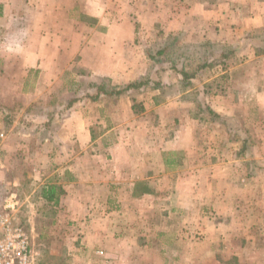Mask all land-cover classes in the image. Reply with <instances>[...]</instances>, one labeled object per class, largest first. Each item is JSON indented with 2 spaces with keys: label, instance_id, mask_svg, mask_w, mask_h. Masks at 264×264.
Instances as JSON below:
<instances>
[{
  "label": "rangeland",
  "instance_id": "rangeland-1",
  "mask_svg": "<svg viewBox=\"0 0 264 264\" xmlns=\"http://www.w3.org/2000/svg\"><path fill=\"white\" fill-rule=\"evenodd\" d=\"M58 1L54 3L55 10L60 6ZM195 1L84 2L85 11L95 7L98 13L106 15L107 23L123 21L113 15L118 10L132 9L131 48L118 51L127 61H123L124 66L116 67L118 74L112 73L117 77L115 80L95 75L92 82L110 89L139 79L150 81L122 98H101L97 104L84 99L90 102L88 106L85 104V112L92 123L96 122L93 134L113 129L104 136L106 141L93 147L94 152L116 142L119 143L117 154L139 157L146 151L147 143L148 155L154 158L158 155V144L174 137L187 143L191 139L192 146L180 150L178 155L161 152L165 172L161 171L159 161L149 162L150 171L158 175L150 178L152 192L145 200L132 202L123 192H97L90 198L93 196L91 201L96 200L97 206L102 205V208L96 209V203L90 202L92 208L89 209L81 202L82 207L75 212L77 219L71 220V212L64 211V204L62 208L58 202L54 204L41 198L42 188L51 182L48 173L43 172L48 167L44 168L43 162L37 163L42 168L32 172L34 163L24 161L28 151L22 152L19 146L15 150L16 145H13L21 137L32 140L55 136L67 116V102L62 110L55 109L51 102L55 103L60 94L64 95L61 101H69L73 99L68 98L71 93L82 96L87 89L90 80H74L82 71L72 61L65 72L60 67L55 69L56 81H48L49 74L44 75L46 79L42 75L39 101L43 106L32 102L26 108L29 100L23 98H15L12 109L0 106V202L15 194L21 203L20 219L29 232L32 230L33 249L39 253L40 264H143L144 260L147 264H264V94H260L261 100L256 97L258 91H264V79L254 74L264 70V63L254 64L252 50L240 49L239 34L230 45L206 44L202 40L203 20L190 15L192 5L195 9L204 5L215 8L223 3ZM229 1L224 3L235 8L237 2ZM81 4V1L69 0L67 5H62L63 9L74 12L72 20L81 22V18H77ZM236 20L229 18L228 24L233 28ZM96 21V18H86L84 24L91 31ZM212 22L216 28L219 20ZM89 35L87 33L86 37ZM255 39L260 43L254 55L262 58L264 35ZM248 45L253 48L252 44ZM240 53L242 55L237 56ZM204 62L210 65L195 80L183 81L174 72L192 73ZM220 71L227 74L220 76ZM87 73H83L84 77ZM216 75L208 82V78ZM122 77H127L128 81H122ZM155 83L159 85L154 86ZM223 91L228 93L224 99L227 104L233 107L238 104L233 115L223 116L210 108L221 109V98H214V104L210 95L214 92L222 95ZM3 101L12 104L11 99ZM31 146L30 142L25 148ZM119 164L124 165V162L116 163ZM141 165L142 162L136 161L132 166L138 190L147 181L141 180L144 173L141 174ZM123 174L117 181L124 185L117 189L130 187ZM102 216L107 218L106 225L90 223ZM129 219L131 228L125 226ZM141 219H146L148 224ZM130 255L133 256L131 261Z\"/></svg>",
  "mask_w": 264,
  "mask_h": 264
},
{
  "label": "crops",
  "instance_id": "crops-1",
  "mask_svg": "<svg viewBox=\"0 0 264 264\" xmlns=\"http://www.w3.org/2000/svg\"><path fill=\"white\" fill-rule=\"evenodd\" d=\"M77 1L82 2L80 15H77V18H81V22L72 20V13L74 14V12L63 9L62 4L67 5L69 0H59L58 4L60 3V6L56 10L53 9L56 0H0V35L2 34L0 36V64L2 65V72H0V106L12 109L15 106V98L28 99L26 108L32 102L43 106L44 103L39 101L41 98L39 89L42 88L40 83L42 75L46 79L44 75L49 74L46 76L48 81H56L58 76L54 75L55 69L60 67L62 68L61 71L65 72L71 61L74 66L82 71L75 75L74 80L76 81L82 82L86 79L94 81L95 75L108 76L113 80L117 78L113 77L112 73L118 74L116 67L124 66L123 61H127L124 59L125 56L123 54H121L122 57L118 54V51H122L125 47L131 48L130 43L134 36V29L129 20L132 15V9L116 11L113 17L122 18L123 21L107 23L105 14L98 13L95 7L92 8L95 11L92 9L89 12L85 11V0ZM88 1L98 2L101 0ZM199 1L205 3V1L208 2L210 0ZM216 1L223 4L215 8L204 5L199 9H195V5H192V13L190 15L203 20L205 29L203 32L204 39L202 40L206 44L224 46V44L230 45L234 43L236 34H239V37L242 38L240 49L250 48L252 50V62L254 64L257 61H259V64L264 63V57L260 58L254 55V49L260 43L255 37L264 35V0H232L237 2L235 8L224 3V1L230 2L229 0ZM192 2L196 1L192 0ZM141 16L144 17L145 15L142 14ZM86 18L89 20L90 18L97 19L96 26L91 31L84 24ZM229 18H237L236 22L232 23L233 28L231 24H228ZM213 19L219 20L216 28L213 26ZM87 33L91 34L88 38L86 37ZM249 43L253 45V48L248 45ZM241 55L240 53L237 56ZM32 72L37 73L38 76H32ZM85 72H88L86 77L83 74ZM223 74H227V71H220L219 75L222 76ZM254 74L264 79V70H259ZM216 77L217 75L207 80L208 82L213 81ZM121 79L122 81H128L127 77H122ZM262 93L264 94L263 90L257 92L258 95L256 97L259 96V100L262 98L260 97ZM69 96L68 98H75V96L81 95H73L71 93ZM62 97L64 98V95L60 94L55 103L51 102L54 104L55 109H61L64 103H68L67 100L61 101ZM227 97L228 93L225 91L222 92V95L216 92L211 93L212 103H216L213 100L214 98H221L220 104H222L221 109L211 106V110L223 116H226V114L233 115L238 104L235 105L236 107L227 104V101H224ZM4 98L11 99L12 104L9 105L8 101L7 103L3 101ZM77 98L78 100L70 108H66L67 116L62 120L55 136H44L40 139L36 137L32 138V140L21 137L13 145H16L15 150L19 146V149L24 150L22 152L28 151L26 152L28 157L25 156L24 161L28 160L34 163L31 167L32 172H37V170L42 168L37 163L43 162V167H48L47 171H43L44 174L48 173L47 177L51 179L48 186H58L61 191L58 205L63 208L64 204V211L69 210L71 212V220L77 219L75 212L78 211L79 207H82L81 202H83L84 207L89 209L92 208L90 202L96 203V209L102 208V205L97 206L96 200L91 201L93 196L90 198V195L97 192L100 194H121L123 192L129 195L132 202L145 200L152 192L150 184L153 183L150 178L158 175L156 172L150 171L152 168L149 166V162L153 160L159 161L160 163H158L162 167L161 171L165 172V165L161 161V152L170 151L178 155L177 152L180 150H185L192 146L191 139L187 143L181 138L174 137L170 141L158 144V155L154 158L148 155L147 143L144 145L146 151H143L144 153L140 154L139 157L137 154H117L116 150L119 147V143L116 142L108 146L103 144L106 147H102V151L99 150L101 152H94L93 147L100 141H106V139H103L104 136L113 129L106 128L109 130L97 135L93 134L94 137L92 138V129L96 127V122L92 123L90 115L85 112V108L90 102L86 103L87 100L82 99V96ZM101 98L106 97L98 98L93 104H97ZM162 108L164 109L163 106ZM180 128L181 130L184 129V127ZM30 142L31 148L26 149L27 143ZM124 145H126V142ZM7 146L5 144V148L8 150ZM29 151L30 154L28 155ZM186 157L189 158L187 155ZM136 161L142 162L140 171L141 174L143 171L144 173L141 175V180L147 179V183L141 184V190L136 189L138 180L133 179L132 166ZM117 162H124V165L119 164L117 166ZM38 172L40 173L41 171ZM122 172H124V178H127L129 182V189H117L118 186L123 184L121 181H117L121 177ZM151 172L153 173L151 174ZM163 186H165L164 181ZM112 202L115 203V200ZM87 203L89 206H87ZM66 204L68 205L67 207ZM105 220L107 218L102 216L98 220L94 219L89 222H93L92 224L95 226H101V224L106 225L108 223ZM141 221L144 224H148L146 219H141ZM109 222L112 223L113 221ZM125 226L131 228L132 220L126 221ZM143 235L146 236L145 234L141 236ZM189 256L192 258V255ZM128 259L131 261L133 256H128ZM143 264H147V260H144Z\"/></svg>",
  "mask_w": 264,
  "mask_h": 264
},
{
  "label": "built area",
  "instance_id": "built-area-1",
  "mask_svg": "<svg viewBox=\"0 0 264 264\" xmlns=\"http://www.w3.org/2000/svg\"><path fill=\"white\" fill-rule=\"evenodd\" d=\"M21 203L11 194L0 202V264H40L31 232L20 219Z\"/></svg>",
  "mask_w": 264,
  "mask_h": 264
},
{
  "label": "trees",
  "instance_id": "trees-1",
  "mask_svg": "<svg viewBox=\"0 0 264 264\" xmlns=\"http://www.w3.org/2000/svg\"><path fill=\"white\" fill-rule=\"evenodd\" d=\"M161 52H158L157 55H160ZM228 54L226 53L224 57H226ZM150 59H154V57H149ZM209 63H202L195 67V70L192 71V73H187L184 71H175V73L179 74L182 77L183 81L188 80H195L196 77H198L203 69L208 67ZM173 70V67L171 68ZM89 83L86 85L87 89H85V93L82 95V99H87L89 101H96L100 97H106V98H116L125 96L128 92L132 90H138L141 89L144 86H147L150 81L146 80H136L130 83H127L121 87H110V89H105L104 84L94 83L92 81H88ZM159 83H155L154 86H158ZM75 99V100H74ZM78 99L73 98L68 101L66 108H70ZM94 137L92 132V138ZM60 189L58 187H55L54 185L44 187L41 190V198L44 199L47 202H53L54 204H57L58 198L60 196Z\"/></svg>",
  "mask_w": 264,
  "mask_h": 264
}]
</instances>
